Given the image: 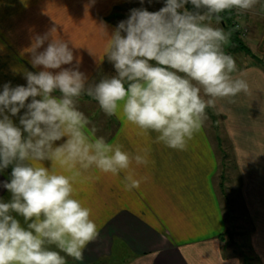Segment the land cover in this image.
<instances>
[{
  "label": "clouds",
  "instance_id": "obj_1",
  "mask_svg": "<svg viewBox=\"0 0 264 264\" xmlns=\"http://www.w3.org/2000/svg\"><path fill=\"white\" fill-rule=\"evenodd\" d=\"M144 2L140 0L141 5ZM256 3L163 0L158 11L131 9L111 33L105 50L116 75L101 80L87 94L107 116L119 114L142 133H158L157 142L184 150L217 98L248 91L245 80L233 79L236 62L223 50L231 31L200 21L215 14L219 23L225 10H249ZM188 4L207 12L194 14ZM42 43L37 37L36 46ZM72 61L68 44L53 41L31 60L33 67L43 70L26 72V86L12 87L9 82L0 91V171L13 166L10 181L0 183L11 193L9 202L0 199V264H66L65 255L82 261L85 248L99 235L91 209L74 198L71 178L26 161L49 158L68 167L94 165L113 175L130 166L122 146L113 148L103 138L88 142L83 132L88 120L73 102L84 89V76L62 68ZM56 90L62 98L52 95ZM22 109L26 111L20 115ZM14 116H19L20 126L10 118ZM64 136L65 143L53 149V142ZM135 159L137 164L147 163L141 156ZM127 179L126 189L139 187V180ZM12 213L23 217L26 227ZM46 243L59 251L49 250Z\"/></svg>",
  "mask_w": 264,
  "mask_h": 264
},
{
  "label": "crops",
  "instance_id": "obj_2",
  "mask_svg": "<svg viewBox=\"0 0 264 264\" xmlns=\"http://www.w3.org/2000/svg\"><path fill=\"white\" fill-rule=\"evenodd\" d=\"M133 1L0 0V91L9 82L12 87L26 86V72L43 70L40 66L33 67L31 60L53 41L67 43L73 52L72 63L62 68L81 72L84 88L91 86L110 62L105 50L118 25L116 17ZM239 20L249 29L242 39L249 52L243 49L241 56L250 55L254 61L236 66L231 75L233 79L245 80L248 88L254 87L250 80L257 79L258 91L264 98V0H257L249 10H240ZM208 23L211 27H222L227 33L221 21ZM37 37L43 38L39 47ZM226 46L233 47L235 60L240 49L231 39ZM52 95L62 98L59 90ZM242 95L240 92L235 97L217 98L215 103L227 118L225 125L243 127L244 132L252 125L244 117L249 109L243 105L244 99L240 102ZM257 102L254 108L258 107V122L253 126L257 127L258 139L257 181L244 184L242 193L253 224L252 249L264 264V100ZM10 118L20 126L19 116ZM86 118L88 123L83 132L88 142L103 138L113 148L122 146L131 158L129 168L113 175L102 173L94 165L84 168L77 163L68 167L49 158L26 161L45 167L50 173L70 177L74 198L91 209L90 218L99 235L85 248L82 261L61 252L66 264H107L111 259L112 264H242L241 258L224 246L227 218L215 184L219 159L203 124L184 150H174L157 142L158 133L151 130L142 133L119 114L105 118L104 112L98 111ZM67 139L64 136L53 142L52 148ZM136 156L147 163L137 164ZM12 167L0 171V183L10 181ZM128 177L139 180V187L126 189ZM0 199L11 200V193L2 186ZM12 215L26 227L23 217ZM45 247L59 251L55 245L46 243Z\"/></svg>",
  "mask_w": 264,
  "mask_h": 264
},
{
  "label": "rangeland",
  "instance_id": "obj_3",
  "mask_svg": "<svg viewBox=\"0 0 264 264\" xmlns=\"http://www.w3.org/2000/svg\"><path fill=\"white\" fill-rule=\"evenodd\" d=\"M162 6L163 0H151V3L145 0L143 5H141L140 0H134L131 5L122 8V12L120 10V15L116 17L115 21L118 24L120 21L126 20L130 10L133 8L144 7L148 11H158ZM238 10L240 12V9ZM209 21H216V18L212 15L206 16L200 23L212 26L208 23ZM241 38L244 40L246 37ZM224 49L231 55L234 53L233 47L228 48L224 45ZM241 52L242 50L240 49L238 51L239 54H236L235 62L237 67L245 66L246 61H254L250 55L241 56ZM114 75H116L115 69L113 64L109 62L100 75L93 80L91 86L85 87L80 96L73 98L74 106L84 113L85 117L87 115L92 116L98 111L103 113L98 102L87 94L88 90L94 89L101 80L111 78ZM250 82L254 87L248 88L247 92H243V98L240 97V102L241 99H244L243 105L249 109V112H244V117H247L246 121L248 120L247 123L251 124L252 126L249 127L252 128L244 129L243 132V127L235 126L232 128L229 123L225 125L227 118L219 112L217 103L206 109V118L203 121V125L219 159V170L215 177V184L227 218L228 229L225 234L224 246L227 249L231 248L235 255L241 258L242 264H261L252 249L253 224L249 218L251 213L243 199L242 193L245 187H243L244 184H254L257 181V171L255 170L257 169L256 162H258V139L256 137L257 127L253 126L258 122V107L254 108V105H256L257 100H264L258 91V80H250ZM205 99H208V97H205ZM215 102H217V99ZM104 115L105 118H108L105 113ZM232 122L235 123L234 121ZM242 135L244 139H242ZM110 261L108 260L107 264H112Z\"/></svg>",
  "mask_w": 264,
  "mask_h": 264
},
{
  "label": "trees",
  "instance_id": "obj_4",
  "mask_svg": "<svg viewBox=\"0 0 264 264\" xmlns=\"http://www.w3.org/2000/svg\"><path fill=\"white\" fill-rule=\"evenodd\" d=\"M186 8L189 11H191L193 9L191 4L186 5ZM219 15L221 17L220 21L222 23V26H224L226 28L227 32L231 31L230 39L234 42L235 46L241 50H243V49L246 50L247 49L246 45L243 43V40H242L240 34L234 29V26H233V20H234L235 15H236L235 8L225 10L224 12L220 13ZM247 51L249 52L248 49H247Z\"/></svg>",
  "mask_w": 264,
  "mask_h": 264
},
{
  "label": "built area",
  "instance_id": "obj_5",
  "mask_svg": "<svg viewBox=\"0 0 264 264\" xmlns=\"http://www.w3.org/2000/svg\"><path fill=\"white\" fill-rule=\"evenodd\" d=\"M235 12H236V15L233 20L234 29L240 34L241 37H246L249 33V29L246 26H244L239 20V10L235 8ZM223 50L226 54L231 55L229 52L225 51L224 48Z\"/></svg>",
  "mask_w": 264,
  "mask_h": 264
},
{
  "label": "water",
  "instance_id": "obj_6",
  "mask_svg": "<svg viewBox=\"0 0 264 264\" xmlns=\"http://www.w3.org/2000/svg\"><path fill=\"white\" fill-rule=\"evenodd\" d=\"M191 11H192L194 14H195L196 12H200V13H202V14L207 12L206 9H200V10L192 9ZM212 16L215 17V14H212Z\"/></svg>",
  "mask_w": 264,
  "mask_h": 264
}]
</instances>
